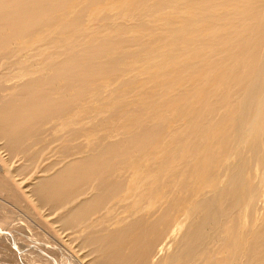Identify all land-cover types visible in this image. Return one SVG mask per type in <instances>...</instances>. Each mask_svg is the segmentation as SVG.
I'll return each instance as SVG.
<instances>
[{
	"label": "bare ground",
	"instance_id": "1",
	"mask_svg": "<svg viewBox=\"0 0 264 264\" xmlns=\"http://www.w3.org/2000/svg\"><path fill=\"white\" fill-rule=\"evenodd\" d=\"M19 229L59 264H264V0H0Z\"/></svg>",
	"mask_w": 264,
	"mask_h": 264
},
{
	"label": "rangeland",
	"instance_id": "2",
	"mask_svg": "<svg viewBox=\"0 0 264 264\" xmlns=\"http://www.w3.org/2000/svg\"><path fill=\"white\" fill-rule=\"evenodd\" d=\"M14 223H22V220L18 219ZM22 233L23 231L19 229L12 239L4 243L0 241V264H45V261H42L44 260L42 257H46V261L49 260L48 264H59L58 260L63 255V251L60 249V240L58 241L48 234L28 237V235L26 236ZM27 238L30 239L28 240ZM34 250L41 251V253L37 252V254L41 255L40 258ZM78 264L86 263L80 261Z\"/></svg>",
	"mask_w": 264,
	"mask_h": 264
}]
</instances>
